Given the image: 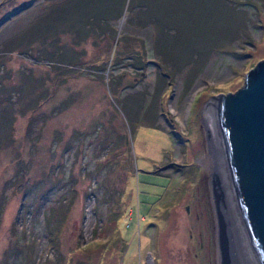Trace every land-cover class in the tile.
<instances>
[{
	"label": "rangeland",
	"instance_id": "obj_1",
	"mask_svg": "<svg viewBox=\"0 0 264 264\" xmlns=\"http://www.w3.org/2000/svg\"><path fill=\"white\" fill-rule=\"evenodd\" d=\"M75 1L0 0V264H216L205 113L264 0Z\"/></svg>",
	"mask_w": 264,
	"mask_h": 264
},
{
	"label": "water",
	"instance_id": "obj_2",
	"mask_svg": "<svg viewBox=\"0 0 264 264\" xmlns=\"http://www.w3.org/2000/svg\"><path fill=\"white\" fill-rule=\"evenodd\" d=\"M212 98L204 130L219 264H264V59L240 89Z\"/></svg>",
	"mask_w": 264,
	"mask_h": 264
},
{
	"label": "trees",
	"instance_id": "obj_3",
	"mask_svg": "<svg viewBox=\"0 0 264 264\" xmlns=\"http://www.w3.org/2000/svg\"><path fill=\"white\" fill-rule=\"evenodd\" d=\"M62 8H63V10H62L63 16H64L65 11H68V9L70 10L71 16H73L75 18H77V17L79 18V17H82L83 16V14L82 15H80V14L84 11V5H83L82 1H80V0L73 2L72 5H71V9L69 7H62ZM40 40H41V38H40ZM18 45H20V44H18ZM37 82H39V79H36V80L34 79V81H33L34 85H36ZM31 83H32V81L29 80L28 78H26L24 80V87L30 85ZM47 83H49V79H46V82H44L43 85L44 84H47ZM36 88L38 89V85H36ZM2 89H3L2 88V81H0V92L2 94H4L5 92H3ZM122 138H125V137H122ZM127 144H128V142H127ZM51 229H53V227H50L49 228V239H50L49 245L51 246V248L53 249V251L55 252V254H57L59 248H58V244L56 242V236L53 237L52 236L53 235L52 234L53 232L50 233V230ZM50 235H51V238H50ZM55 263L56 264H62V262L61 261H58V260H56Z\"/></svg>",
	"mask_w": 264,
	"mask_h": 264
},
{
	"label": "flooded vegetation",
	"instance_id": "obj_4",
	"mask_svg": "<svg viewBox=\"0 0 264 264\" xmlns=\"http://www.w3.org/2000/svg\"><path fill=\"white\" fill-rule=\"evenodd\" d=\"M217 261H218V252H217V255H216V264H217ZM143 262H144V264H152L151 261H150V258H149V254H146L145 261H143Z\"/></svg>",
	"mask_w": 264,
	"mask_h": 264
}]
</instances>
